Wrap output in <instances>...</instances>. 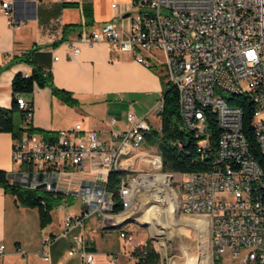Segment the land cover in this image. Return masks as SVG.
<instances>
[{
  "label": "built area",
  "instance_id": "built-area-1",
  "mask_svg": "<svg viewBox=\"0 0 264 264\" xmlns=\"http://www.w3.org/2000/svg\"><path fill=\"white\" fill-rule=\"evenodd\" d=\"M133 1L138 18L129 17L128 29L108 24L90 32L84 25L80 40L90 46L98 42L116 45L124 52H133L138 62L158 74H165L179 93L182 131L200 129V136L195 138L203 152L211 146L205 110L216 113L215 101L225 92H246L256 101L253 128L264 157V0ZM2 10L11 27L23 24L16 19L12 2H4ZM68 50L75 55L81 52L75 44L69 45ZM17 98L23 99V110L30 122L33 108L23 95ZM162 110L163 98L152 111ZM191 112H200L197 125H190ZM146 118L129 112V129L112 131L109 142L96 130L85 129L80 123L60 130L55 141L36 133H24L13 143L12 160L25 173L13 175L12 182L26 181L22 184L24 187L56 195L62 193L63 185L64 191L71 193L66 187L70 182L67 177L72 176V170H83L88 158H98L106 172L151 165L152 155L145 146V136L153 126ZM116 123V118L110 120L111 125ZM219 128L212 170L165 175H172V180L180 183L182 193L187 194V209H197L198 215L205 217L212 237L214 264L217 261L219 264H264V168L252 155L250 142L243 132V112L235 106L225 109ZM227 161H235V172L226 173ZM238 161H246V169H238ZM156 179H163V175L125 178L119 192L123 201L120 213L113 211L115 201L107 186L98 185L97 181L83 180L76 195L81 197L87 214H99L102 223H108L124 218L128 209H136L138 213L142 192L155 190L154 199L165 200L155 189ZM84 219L85 214L66 216L65 228L70 230ZM120 235L133 243L134 238L128 231ZM48 242L40 251L45 261L50 260ZM78 242L70 254H82L84 264H97L86 238L81 237ZM154 243L159 253L158 240ZM146 245L147 242L142 246ZM5 250L6 246L0 243V255Z\"/></svg>",
  "mask_w": 264,
  "mask_h": 264
},
{
  "label": "crops",
  "instance_id": "crops-1",
  "mask_svg": "<svg viewBox=\"0 0 264 264\" xmlns=\"http://www.w3.org/2000/svg\"><path fill=\"white\" fill-rule=\"evenodd\" d=\"M7 1L13 3L16 19L22 21V25L14 28L8 24L2 10V4ZM133 2L0 0V108L12 106L14 77L17 74L30 76L37 67L51 73L54 85L70 92L79 105L67 104L51 87L37 88L31 96L23 95L33 108L29 122L33 128L57 136L60 130L80 123L85 129L96 130L109 142L112 131L129 129V112L147 116V121L154 126L150 115L163 98V85L157 71L138 62L133 52H124L116 45L98 42L90 46L80 40L84 25L90 32L108 24L128 29L129 17L135 12ZM114 3L118 5L116 8L112 7ZM71 44L78 46L81 52L70 54ZM28 56L32 63L26 60ZM112 118L117 119L115 125L110 124ZM13 143L10 133L0 132V170L23 174L24 169L12 160ZM108 175L96 157L86 159L83 170H72L66 186L71 193L62 186V201L50 212L51 221L45 226H42L38 208L19 205L15 197L0 186V243L6 246L0 255V264H84L82 254H70L78 247L81 237L86 238L89 249L95 253L97 264H136L137 259L128 248L133 244L121 235L122 244H118L102 231L121 227L123 230L124 225L99 222V214H87L81 197L76 195L83 180L95 183L99 177L97 184L106 186ZM24 182L18 183L24 187ZM83 214V223L70 230L65 228L66 216ZM47 242L49 261L40 255Z\"/></svg>",
  "mask_w": 264,
  "mask_h": 264
},
{
  "label": "trees",
  "instance_id": "trees-1",
  "mask_svg": "<svg viewBox=\"0 0 264 264\" xmlns=\"http://www.w3.org/2000/svg\"><path fill=\"white\" fill-rule=\"evenodd\" d=\"M90 15V10H86ZM91 24V19H88ZM77 28V27H75ZM31 57L26 60L30 63ZM160 77H163L159 74ZM52 74L37 67L30 76L17 74L12 82L13 101L10 108H0V132L10 133L13 140L20 139L24 133L41 134L48 141H55L57 136L40 129H35L27 122L26 112L18 105V95L31 96L37 88L51 87L54 94L69 105H79V102L70 92L57 88L52 79ZM167 79V76H165ZM163 81V78H162ZM164 84V83H163ZM230 105L239 107L243 112V132L250 142L251 152L254 158L264 168V157L261 154L254 132V112L256 103L246 93L233 95L229 98ZM208 118L210 133V149L203 152L199 148V137L191 131H182L183 119L179 104V93L170 82L166 83L163 90V110L160 112L161 127H153L145 136V146L160 155L162 160V172L171 174L202 173L213 169L217 157L218 139L220 128L215 113L205 110ZM180 143V145H177ZM13 174L0 170V186L7 194L15 197L16 202L25 207L38 208L41 214L42 226L51 221L50 212L62 201V195L22 187L18 182H12ZM127 177L125 171H111L108 175L107 190L115 201L113 211L120 213L123 210V201L120 197V186ZM122 230V227H121ZM133 256L138 259L136 264H161L162 257L158 253L151 240L146 246L137 247ZM219 264V261H217Z\"/></svg>",
  "mask_w": 264,
  "mask_h": 264
},
{
  "label": "rangeland",
  "instance_id": "rangeland-1",
  "mask_svg": "<svg viewBox=\"0 0 264 264\" xmlns=\"http://www.w3.org/2000/svg\"><path fill=\"white\" fill-rule=\"evenodd\" d=\"M132 15L134 19L138 18L136 11L133 12ZM153 63L157 62L153 60ZM162 76L163 77L160 78L161 81L163 78L162 85L164 90L169 79L168 77L167 79L165 78V74ZM225 96L229 97L230 95L225 92ZM159 114L160 113L153 111L149 119L156 129H159L161 124V117ZM138 170H142L141 165H138ZM144 171L150 173L155 172V170L149 166H146ZM154 198V190L141 193L139 202L142 203L141 206L144 209L140 211L139 215H149V213L147 214L148 207L146 205L148 203H150V205H160V202H158L159 199ZM58 213L61 212L58 211ZM97 219L99 222H102L101 217H97ZM142 220L143 221L133 220L124 226V228L128 230L129 236H133L134 238L133 245L128 246V248L132 250V253L138 246H142L148 240H152L153 242L158 240L159 244L157 243V248L161 252V264H192L193 261H201L203 257V259H205L204 262L206 261L207 264H214V260L210 253L209 234H206L204 230L200 233L196 230L187 228L188 226L194 227L190 225V223H197L198 226H201L204 221L203 219L180 215L174 219L167 218V220L155 216H148L146 219ZM168 222H170V224H168ZM165 225L168 227L166 228ZM201 227L200 229L202 230L203 227ZM102 231L107 233V237L111 240L118 244H122V240L119 239L121 228H109ZM153 245H155V243Z\"/></svg>",
  "mask_w": 264,
  "mask_h": 264
},
{
  "label": "bare ground",
  "instance_id": "bare-ground-1",
  "mask_svg": "<svg viewBox=\"0 0 264 264\" xmlns=\"http://www.w3.org/2000/svg\"><path fill=\"white\" fill-rule=\"evenodd\" d=\"M229 97L225 95L219 96L218 99L215 101V111L216 116L218 118L219 124H221L222 119L225 118V109H231L232 105H230L229 98L233 95H238L242 93H246L243 91H229ZM20 109H23V99L18 98L17 100ZM256 103V101H254ZM236 110L242 112L239 107H236ZM160 113V112H158ZM200 120V112H191L190 114V125H197V121ZM191 132L200 135V129H191ZM152 155L151 165H145L142 167V170H138V165H134V167H127V168H120L116 170L125 171L127 173L126 178H137V177H144V178H158L163 175V179H156L155 181V189L159 192L160 195L165 197V200H159L160 205H153L150 203L146 204L148 207V216H155L162 219L167 220V218H176L180 215L183 216H190L198 219H203V223L201 226H198L197 223L193 225L194 227H187L192 230H196L200 233L204 230V232L208 233L207 221L203 215H198L197 209H187V194L182 193V189H180V183L178 180H172V175H165L167 173L162 172V160L159 154L154 151H149ZM146 166L152 167L155 170L154 173L145 172L144 168ZM140 168V167H139ZM238 169H246V161H238ZM112 170V171H116ZM111 172V171H110ZM108 172V173H110ZM235 172V161H227L226 162V173H233ZM155 192V190H154ZM141 202L138 200V207H141L140 211L144 209L141 206ZM140 211L136 213V209H128V215H124V218L115 219L113 222H108L107 224L113 225H120L126 226L129 222L133 220L143 221L142 219H146L148 216L146 214L139 215ZM157 215V216H156ZM176 220V219H175ZM170 224V222H168ZM202 228V230L200 229ZM128 231L126 228L122 230V232ZM201 239V238H200ZM209 244H210V253L212 250V237L209 236ZM204 258V257H203ZM201 259L198 262L193 261L192 264H207V262Z\"/></svg>",
  "mask_w": 264,
  "mask_h": 264
}]
</instances>
